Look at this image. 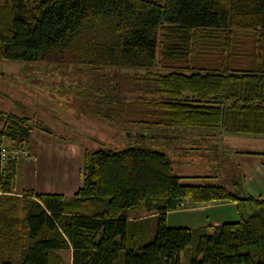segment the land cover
I'll return each mask as SVG.
<instances>
[{"label": "trees", "instance_id": "16d2710c", "mask_svg": "<svg viewBox=\"0 0 264 264\" xmlns=\"http://www.w3.org/2000/svg\"><path fill=\"white\" fill-rule=\"evenodd\" d=\"M0 59L91 69L94 87L75 94L137 128L130 145L85 149L71 197L28 190L11 203L10 157L0 237L19 250L1 246L0 264H65L57 251L70 247L71 264H264V199L243 180L187 183L169 153L186 128L264 136V0H0ZM32 131L28 117L0 111L1 146L30 149ZM186 197L235 201L238 219L168 226ZM141 207L157 214L150 237L130 218Z\"/></svg>", "mask_w": 264, "mask_h": 264}, {"label": "crops", "instance_id": "0c3cea01", "mask_svg": "<svg viewBox=\"0 0 264 264\" xmlns=\"http://www.w3.org/2000/svg\"><path fill=\"white\" fill-rule=\"evenodd\" d=\"M224 133L226 132L208 133L197 128L183 129L178 140L184 139L190 145L182 146L181 150L186 155L178 154L176 158L171 157L174 172L182 176L183 181L187 183L203 185L213 182L231 189L235 187L234 182L239 180L234 176L236 173L240 180L244 181L247 192L264 199V147L248 146L249 143H257L261 140L264 145V139L258 136ZM50 135L49 133L38 135L37 152L34 159L17 158L18 172L10 194L23 195L28 190H34L38 193H60L71 197L82 186L85 149L90 146L84 143L83 139L82 141L74 139L68 141ZM204 146L213 149L214 155L202 152ZM177 149L179 148L173 149L176 155ZM194 154H199L200 158L210 156L208 160L210 162L207 165L200 160L198 163L195 160L190 162ZM79 156H82L83 163L80 161L74 163ZM69 166L72 167L69 168ZM2 168L0 163V181ZM237 219L238 204L235 201L196 202L187 197L177 209L168 211L166 222L170 227L191 229L206 227L209 230V228L213 229L222 223ZM65 249L68 250L72 263V248ZM65 249L57 252L61 254L60 252Z\"/></svg>", "mask_w": 264, "mask_h": 264}, {"label": "rangeland", "instance_id": "374dc122", "mask_svg": "<svg viewBox=\"0 0 264 264\" xmlns=\"http://www.w3.org/2000/svg\"><path fill=\"white\" fill-rule=\"evenodd\" d=\"M56 63V59L29 63L0 59V111L7 115L14 113L19 115V117H28L30 125L33 128L30 136V149L19 148L20 146L16 148L10 147L11 150H14V154L18 153L15 158L34 159L38 145L36 139L38 135L47 133L51 134L50 136L67 139L68 141H70L69 139L77 141H82L83 139L84 143L90 146L86 148L90 150L101 147H125L132 144L136 136V125L124 123L118 116L114 120L108 119L102 112L104 111V106H97L95 101L90 97L75 94L83 88L94 87L91 83L93 79L92 75H86L88 70L91 69L82 67L75 72L73 69L58 67L59 64ZM62 78L64 80L60 82L59 80ZM231 134L255 137L242 133ZM258 137L264 139V136ZM199 140H201V137H199ZM9 141L6 140L8 144ZM169 144L172 145L171 147L179 148L176 151L177 155L174 154V148L170 149L169 153L172 155L171 157L175 156L174 158L178 154L181 156L186 155L181 150L182 146L190 145L184 139H179L177 142H170ZM169 144L166 143L165 145L169 146ZM250 145L264 147L262 140L257 143H249L248 146L250 147ZM206 148L207 146H204L201 151L209 153L208 155L211 153L212 156L213 149ZM194 160L197 163L200 160V162L207 165L210 162L208 161L210 160V156H202L200 158L199 154H194L193 158H190V162H194ZM76 161L77 163L79 161L83 163L82 156L74 160V163ZM72 166L75 167L76 165ZM72 166H69V168ZM234 176L240 180L236 173ZM24 195L11 194L14 199L11 198L12 200L8 199V201L10 200L13 203L15 202V197H23ZM16 212L20 216L23 215V211L19 207ZM130 218L141 224V232L145 233L146 236L150 237L156 229L157 214L155 211H148L145 207H141L132 211ZM17 222H19V229L18 231L14 230L17 233L14 235L18 237L19 242H23L25 230L22 227L20 218H17ZM209 230L211 231L212 228H209ZM6 240L10 242L9 238ZM4 241L5 239H1L0 237V247L5 246L8 251L10 248L4 244L6 243ZM9 246L12 248L16 245L10 243ZM18 250L10 249L12 253L18 252ZM60 253L65 264H71L68 250H62ZM12 256L15 257V254H12ZM183 264H188V257L184 258Z\"/></svg>", "mask_w": 264, "mask_h": 264}, {"label": "built area", "instance_id": "2783aa9c", "mask_svg": "<svg viewBox=\"0 0 264 264\" xmlns=\"http://www.w3.org/2000/svg\"><path fill=\"white\" fill-rule=\"evenodd\" d=\"M17 152V151H15ZM27 152V151H25ZM23 154V153H22ZM17 154H14V150H11V148H8L7 146L4 145H0V163L3 166L6 161L11 157V158H15Z\"/></svg>", "mask_w": 264, "mask_h": 264}]
</instances>
